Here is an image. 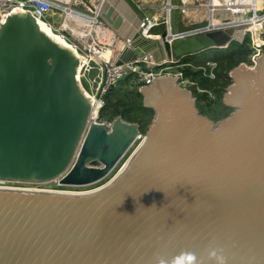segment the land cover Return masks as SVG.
Segmentation results:
<instances>
[{"label":"water","instance_id":"1","mask_svg":"<svg viewBox=\"0 0 264 264\" xmlns=\"http://www.w3.org/2000/svg\"><path fill=\"white\" fill-rule=\"evenodd\" d=\"M130 7L140 15L131 0ZM16 10L0 25V179L89 186L108 177L142 133L117 116L92 122L78 60ZM102 18L118 34L114 3ZM165 31L130 44L118 65L160 63L230 42L224 31ZM214 121L175 76L142 86L155 119L125 170L88 194L0 187V264H264V54L241 63Z\"/></svg>","mask_w":264,"mask_h":264},{"label":"built area","instance_id":"2","mask_svg":"<svg viewBox=\"0 0 264 264\" xmlns=\"http://www.w3.org/2000/svg\"><path fill=\"white\" fill-rule=\"evenodd\" d=\"M108 0H0V25L16 10L29 11L34 16L44 20L50 27L69 42L86 57L81 68L80 78L87 90L91 101L98 106V115L89 116L87 127L92 122L103 123L108 126L114 119L102 116L101 112L107 105V95L111 88L120 81L130 77L134 85L148 86L156 78L172 75L178 79L182 86L194 84L184 77L180 69L172 73L171 65L178 63L184 57L194 54L173 57L164 62L156 63L150 57H139L133 61L118 65L116 60L129 40L124 38V46L117 47L119 34L102 18ZM139 14L138 28L143 36L148 38H161L160 33L153 32L155 27L165 26V31L176 34L174 37L187 38L207 34L214 31H224L230 36V42L214 49L228 48L234 42H247L253 50L251 66H254L264 49V0H163L161 4L144 5L131 0ZM55 16L60 21L54 20ZM109 28L114 35V41L106 42L103 34L98 33L99 27ZM212 48V49H213ZM203 52V51H202ZM201 53V52H198ZM197 54V53H195ZM263 55V54H262ZM169 63V65H167ZM211 63L212 71L207 76L215 78L217 63ZM248 65V63H246ZM183 67V66H182ZM206 75V72L204 73ZM186 87V86H185ZM198 91H203L199 89ZM146 134L142 132L134 143V151L128 158L142 146ZM57 177L48 182L36 183L37 190L67 193L80 192L79 186L60 184ZM5 182L7 180H4ZM56 183L54 188H44L42 183ZM32 187V186H31ZM27 188V187H22Z\"/></svg>","mask_w":264,"mask_h":264},{"label":"trees","instance_id":"3","mask_svg":"<svg viewBox=\"0 0 264 264\" xmlns=\"http://www.w3.org/2000/svg\"><path fill=\"white\" fill-rule=\"evenodd\" d=\"M210 51L212 59L206 56ZM248 52L247 42H234L227 49L213 48L201 52L200 55L202 56H199L197 61L196 59L188 60L187 58V61H194L198 65L207 63L209 60L216 61L218 64L215 69V78L202 74V70L193 71L191 66L181 68L184 77L191 79L194 83L195 89L192 91L197 99V106L201 114L218 121L227 117L234 110V108L224 103L223 96L227 88L233 83L230 72L233 68L248 60ZM130 79V77H127L111 88L107 95V105L102 110L101 115L109 119L119 115L129 122L140 121L138 115H141L144 124L149 123L145 115H154L155 110L144 105V96L140 91V86L137 85V88L133 90V97H129L130 99L127 98L128 94L127 96L123 94L127 92L124 88L125 85H134L130 82ZM199 89L203 91L200 92ZM110 109L111 111H109Z\"/></svg>","mask_w":264,"mask_h":264},{"label":"rangeland","instance_id":"4","mask_svg":"<svg viewBox=\"0 0 264 264\" xmlns=\"http://www.w3.org/2000/svg\"><path fill=\"white\" fill-rule=\"evenodd\" d=\"M108 2H113L114 3L113 0L112 1L108 0L107 3ZM116 2H117L116 6H117L118 10L122 14H124V16L127 18V19H125V23L122 25V29H121V31L119 33V37H118V40H117V44L116 45H117V47H119V42L120 41H124L125 34H131L137 29V27H138V17L135 14V12L133 11V9L130 7V5L128 4L127 0H119V1L117 0ZM162 2H163V0H136L137 4H144V5H152V4H155V3L156 4H161ZM54 20L57 21V23H58L60 21V17L59 16H55ZM135 25H137L136 28H135ZM134 28H135V30H134ZM153 32L163 34L165 32V26L162 25V26L155 27ZM108 40H110L109 37H108ZM107 42H109V41H107ZM225 49H227V48H225ZM247 49H249L248 60L246 62H243V63H248V65L251 66L252 65L251 64V59H252L253 50L251 48V45H249V43L247 44ZM200 54L201 53H197V54H194L192 56L190 55L188 57L186 56V57H184V59L178 61V63H175L174 65H171V66H173L172 69H171L172 73H176V71H179L182 68V66L183 67L184 66H191V69L193 71L202 70V74H204L206 72V75H208V73H210L212 71V68L210 67L211 63H204V64H199L198 65L194 61L193 62L192 61L191 62L187 61V58H188V60H191V59H196V61L199 60L198 57L202 56ZM262 54H264V49L262 50ZM262 54L260 56H262ZM206 56H207V58H211L212 57L211 56V51L209 53H207ZM209 61H211V60H209ZM167 65H169V63ZM217 66H218V64H217ZM185 86H186V88H188L190 90L192 89L193 91L195 89L194 84H191V85L185 84L183 87H185ZM138 87H139V85H138ZM124 88H126L127 92H126V94L125 93H123V94L126 95V96L128 94L127 98L130 99L129 97H133V90H135L137 88V85L127 84V85L124 86ZM143 102H144V98H143ZM109 111H111V109ZM145 116H146L145 118H147L149 123L144 124V120L141 119L142 118L141 115H138V117L140 118V121L136 122V123H138L141 126L142 132L143 131L145 132L144 134H146L149 131V129H150V127H151V125H152V123H153V121L155 119L156 114H154V115H145ZM141 120H143V121H141ZM133 151H134V147H132L129 150V152L126 154V156L121 160V162L113 170V172L108 177H106V179H104V180H102V181H100V182H98L96 184L89 185L90 187L82 188L81 191H87V190H90V189H94L95 187L100 186V185L106 183L107 181H109L110 179H112L113 177H115L117 175V173L120 171V169L122 168V166L124 165V163L127 162L128 158L130 157V155L132 154ZM0 185H8V186H14V187H31V186L35 187V186H37L36 183H33V182H26V181H22L21 182V181H15V180H7L6 182H0ZM40 186H42L44 188H54V187H56V183H54V182H52V183H44V184L42 183Z\"/></svg>","mask_w":264,"mask_h":264},{"label":"bare ground","instance_id":"5","mask_svg":"<svg viewBox=\"0 0 264 264\" xmlns=\"http://www.w3.org/2000/svg\"><path fill=\"white\" fill-rule=\"evenodd\" d=\"M112 1V0H111ZM114 4L117 5V0H113ZM119 1V0H118ZM109 3V2H108ZM108 3L106 5H108ZM113 3V2H112ZM25 13L30 14L33 18V20L36 22L39 30L42 32V34H44L50 41H52L54 44H56L57 46H59L60 48H62L63 50L67 51L68 53H70L72 56H74L77 60H78V65H77V76H78V83H79V87L80 90L82 92V94L84 96H86L88 98V100H90V116L92 117H96L98 115V106L96 104H94L91 99L90 96L88 95L87 90L84 88L83 83L81 81L80 78V72H81V68L83 67V65L86 62V57L83 56L77 49L76 47L69 42L66 38H64L62 35H60L59 33L55 32L48 23H46L44 20H41L40 18L34 16L31 12L29 11H23ZM128 21V20H127ZM127 24V23H126ZM128 26V25H127ZM131 26V25H130ZM135 27H137V25H135ZM137 30V29H136ZM109 28H103L102 26L99 27L98 29V33L99 34H103V38L104 40L107 42H112L114 41V35L112 34V32H109ZM108 37L110 38V40H108ZM154 38H158V37H154ZM124 46V41H120L119 42V47H123ZM129 162V161H128ZM128 162L124 163V165L122 166V168L120 169V171L117 173V175L119 173H121L123 170L126 169ZM116 175V176H117ZM115 176V177H116ZM110 179L109 181H107L106 183L95 187L94 189H90L87 191H80V192H70V191H63V192H67L70 194H88V193H93L96 192L98 190H101L102 188H104L105 186L109 185L114 178ZM0 182H5L4 180L0 179ZM22 182V181H21ZM28 182V181H27ZM0 187H4V188H16V189H28V190H37V188L35 187H27V188H22V187H14V186H8V185H0ZM86 187H90V186H82L81 188H86ZM39 190V189H38Z\"/></svg>","mask_w":264,"mask_h":264},{"label":"crops","instance_id":"6","mask_svg":"<svg viewBox=\"0 0 264 264\" xmlns=\"http://www.w3.org/2000/svg\"><path fill=\"white\" fill-rule=\"evenodd\" d=\"M116 7H117V6H116ZM117 11H118V13H120V14L124 17V20L127 19V18L124 16V14H122V13L118 10V8H117ZM135 28H136V27H135ZM135 28H134V30H135ZM137 28H138V27H137ZM134 30H133V31H134Z\"/></svg>","mask_w":264,"mask_h":264},{"label":"flooded vegetation","instance_id":"7","mask_svg":"<svg viewBox=\"0 0 264 264\" xmlns=\"http://www.w3.org/2000/svg\"><path fill=\"white\" fill-rule=\"evenodd\" d=\"M132 8V7H131ZM133 9V8H132ZM133 11L135 12V14L137 15V17L139 16V13L135 10V9H133ZM139 18V17H138ZM192 90V89H191ZM198 107V106H197ZM199 109V108H198ZM199 111H200V109H199Z\"/></svg>","mask_w":264,"mask_h":264}]
</instances>
